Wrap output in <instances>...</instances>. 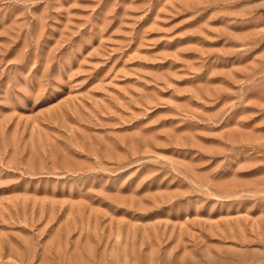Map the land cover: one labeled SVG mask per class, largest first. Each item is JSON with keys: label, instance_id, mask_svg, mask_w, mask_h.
Returning a JSON list of instances; mask_svg holds the SVG:
<instances>
[{"label": "rangeland", "instance_id": "1", "mask_svg": "<svg viewBox=\"0 0 264 264\" xmlns=\"http://www.w3.org/2000/svg\"><path fill=\"white\" fill-rule=\"evenodd\" d=\"M0 264H264V0H0Z\"/></svg>", "mask_w": 264, "mask_h": 264}]
</instances>
